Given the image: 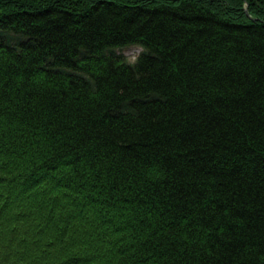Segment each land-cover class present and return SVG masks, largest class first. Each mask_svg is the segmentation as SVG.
Listing matches in <instances>:
<instances>
[{
    "label": "trees",
    "instance_id": "trees-1",
    "mask_svg": "<svg viewBox=\"0 0 264 264\" xmlns=\"http://www.w3.org/2000/svg\"><path fill=\"white\" fill-rule=\"evenodd\" d=\"M0 264H264V0H0Z\"/></svg>",
    "mask_w": 264,
    "mask_h": 264
},
{
    "label": "rangeland",
    "instance_id": "rangeland-1",
    "mask_svg": "<svg viewBox=\"0 0 264 264\" xmlns=\"http://www.w3.org/2000/svg\"><path fill=\"white\" fill-rule=\"evenodd\" d=\"M245 11H247V10H245ZM117 54L124 56L126 61L129 62V63H132L135 60V57H136V52L133 49L129 48V47L123 48L121 50L116 51V55Z\"/></svg>",
    "mask_w": 264,
    "mask_h": 264
},
{
    "label": "bare ground",
    "instance_id": "bare-ground-1",
    "mask_svg": "<svg viewBox=\"0 0 264 264\" xmlns=\"http://www.w3.org/2000/svg\"><path fill=\"white\" fill-rule=\"evenodd\" d=\"M128 47L133 49L136 52V57L135 58H137L144 51V47L142 45H135V46L134 45H129ZM120 56L122 57L123 61H126L124 56H122V55H120Z\"/></svg>",
    "mask_w": 264,
    "mask_h": 264
},
{
    "label": "water",
    "instance_id": "water-1",
    "mask_svg": "<svg viewBox=\"0 0 264 264\" xmlns=\"http://www.w3.org/2000/svg\"><path fill=\"white\" fill-rule=\"evenodd\" d=\"M245 13L247 14V11H245Z\"/></svg>",
    "mask_w": 264,
    "mask_h": 264
}]
</instances>
